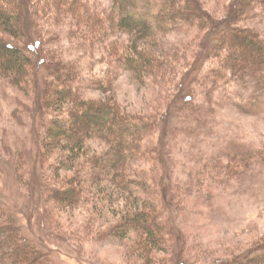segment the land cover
Wrapping results in <instances>:
<instances>
[{
    "label": "rangeland",
    "instance_id": "1",
    "mask_svg": "<svg viewBox=\"0 0 264 264\" xmlns=\"http://www.w3.org/2000/svg\"><path fill=\"white\" fill-rule=\"evenodd\" d=\"M234 1L204 3L224 18ZM67 2L63 11L62 0H35L41 23L29 34L46 38L51 62L77 61L82 75L78 83L87 96H116L132 111L163 123L138 166L146 178L161 174V180H150L153 192L176 198L169 209L174 225L167 248L157 251L151 264H178L181 255L196 264H215L220 256L264 248V155L251 152L264 150V85L259 78L249 74L247 80L229 82L221 77L216 84L211 47H204L208 30L188 24L169 37L170 73L146 81L121 58L133 36L122 26L115 0ZM255 26L264 30V23ZM197 63L200 69L190 74ZM191 92L197 99L188 103ZM41 95L0 76V202L54 264H141L143 242L153 245L152 239L144 230L129 238L119 233L116 222L124 214L115 210H124L120 202L105 199L97 206L86 201L67 211L53 209V198L46 201L42 140L47 128ZM71 107L66 103L64 112ZM90 142L92 154L106 147L99 137ZM154 148L165 150L166 163L155 159ZM101 229L105 234L97 237Z\"/></svg>",
    "mask_w": 264,
    "mask_h": 264
},
{
    "label": "trees",
    "instance_id": "2",
    "mask_svg": "<svg viewBox=\"0 0 264 264\" xmlns=\"http://www.w3.org/2000/svg\"><path fill=\"white\" fill-rule=\"evenodd\" d=\"M62 2L63 11H67V0ZM115 2L116 10L122 15H118L122 26L133 36L132 45L121 58L140 78L148 81L158 73H170L173 65L167 64L172 56L168 49L172 42L169 37L193 24L208 30L204 47H211L209 57L214 59L212 74L216 84L223 81L221 77L231 82L247 80L252 74L264 85V30L255 26L257 22L264 23V0H235L224 18L212 14L204 0ZM36 10L35 0H0V76L43 96L44 127L47 128L42 140L44 197L46 201L48 197L56 201L53 209L67 211L80 208L86 201L97 206L105 199L120 202L124 210L116 207L115 212L124 216L116 222V227L124 238L136 230L147 231L153 245L144 240L145 260L141 264H151L158 258L156 252L167 248L168 230L174 225L169 209L176 198L169 192L166 196L160 190L153 192L150 180H161V174L157 172L146 178L138 166L148 157L153 146L151 138L163 129V123L132 111L116 96L105 99L87 96L81 82L78 83L82 75L77 61L63 59L52 63V56L45 49L46 38L29 34L41 23ZM182 52L180 49L178 56ZM47 65H50L49 71L43 75ZM198 65H192L190 74L200 69ZM196 99L191 92L188 103ZM68 102L72 107L64 112ZM51 109H54L52 113ZM164 118L167 121L169 114ZM93 137L104 139L106 147L92 154ZM158 151L159 148H154L153 156L166 163L165 150ZM251 152L255 156L264 155V150ZM90 195L94 196L93 200ZM101 234H105V229L98 230L96 235ZM0 264H54L50 254L27 235L16 215L2 202ZM178 264L196 263L181 255ZM215 264H264V248L242 256H220Z\"/></svg>",
    "mask_w": 264,
    "mask_h": 264
}]
</instances>
